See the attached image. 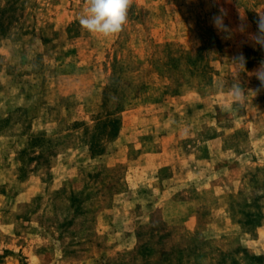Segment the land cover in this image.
Listing matches in <instances>:
<instances>
[{
  "label": "rangeland",
  "instance_id": "374dc122",
  "mask_svg": "<svg viewBox=\"0 0 264 264\" xmlns=\"http://www.w3.org/2000/svg\"><path fill=\"white\" fill-rule=\"evenodd\" d=\"M85 7L0 0V264H264V0Z\"/></svg>",
  "mask_w": 264,
  "mask_h": 264
},
{
  "label": "clouds",
  "instance_id": "9594fccd",
  "mask_svg": "<svg viewBox=\"0 0 264 264\" xmlns=\"http://www.w3.org/2000/svg\"><path fill=\"white\" fill-rule=\"evenodd\" d=\"M133 4V0H86L84 13L79 17V23L83 29L91 34L102 37L116 36L123 31L128 22V14ZM226 12L220 9V14L212 18L214 26L220 31H226L223 19ZM243 19V15L241 17ZM258 33L254 37L255 43L264 47V13H258L257 20ZM243 60L242 57L239 58ZM239 67H243L241 62ZM264 86V65L255 73ZM234 91L238 95H244V90L238 85H233Z\"/></svg>",
  "mask_w": 264,
  "mask_h": 264
}]
</instances>
